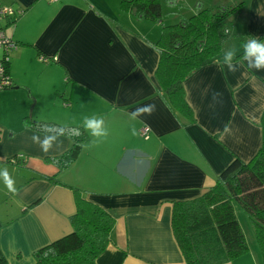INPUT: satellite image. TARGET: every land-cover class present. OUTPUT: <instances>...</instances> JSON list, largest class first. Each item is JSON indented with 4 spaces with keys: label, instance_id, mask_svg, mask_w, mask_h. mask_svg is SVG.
Returning a JSON list of instances; mask_svg holds the SVG:
<instances>
[{
    "label": "crops",
    "instance_id": "obj_1",
    "mask_svg": "<svg viewBox=\"0 0 264 264\" xmlns=\"http://www.w3.org/2000/svg\"><path fill=\"white\" fill-rule=\"evenodd\" d=\"M120 1L0 0L22 11L14 24L1 23L16 44L8 55L16 89L0 92V249L8 264H34L37 250L72 232L71 188L114 222L95 264H185L171 228L173 203L199 197L233 159L247 162L261 145L251 143L247 160L233 119L239 91L249 83L248 92L264 91V68H249L246 55L237 58L249 38L264 36V0H238L244 5L230 20L234 37L219 58L185 79L190 123L171 111L155 77L159 55L151 43L159 29L121 13ZM28 96L52 103L42 114L34 109V120L84 129L88 141L69 168L46 160L69 150L70 139L19 124L28 116ZM263 102L256 95L243 114L247 127V115L259 117ZM148 108L150 114H136ZM92 118L104 121L106 136L85 127ZM144 126L147 140L139 134ZM46 136L56 137L47 152L40 143ZM240 221L249 223L245 216ZM249 225V252L227 264H262Z\"/></svg>",
    "mask_w": 264,
    "mask_h": 264
},
{
    "label": "trees",
    "instance_id": "obj_2",
    "mask_svg": "<svg viewBox=\"0 0 264 264\" xmlns=\"http://www.w3.org/2000/svg\"><path fill=\"white\" fill-rule=\"evenodd\" d=\"M166 3L174 5L175 1L166 0ZM243 5L242 1H237L211 9L198 3L192 15L181 16L178 23L165 24L161 0L120 1L121 13L161 27L158 39L151 43L159 55L155 77L167 105L179 120L194 121L193 111L185 98V79L221 56L225 43L234 37L230 33V20ZM17 18L7 21L14 24ZM236 37L245 39L248 35ZM250 39L264 41V36ZM244 55L246 51L242 49L237 58ZM8 66L9 62L6 65L9 76ZM22 124L24 128L40 134L70 139L69 150L46 160L60 171L69 168L78 159L88 141L80 126L39 122L30 116L23 117ZM46 127L55 130L46 132ZM77 131L79 135L75 134ZM50 181L58 183L55 178H50ZM71 190L76 207L75 214L70 218L72 232L37 250L34 264H95L107 247L113 219L102 208L85 200L82 191L77 188ZM236 209L243 211L252 225L264 264V110L261 116V145L257 153L247 162L233 159L215 183L199 197L173 203L171 228L185 264H227L249 252ZM0 264H8L1 249Z\"/></svg>",
    "mask_w": 264,
    "mask_h": 264
},
{
    "label": "rangeland",
    "instance_id": "obj_3",
    "mask_svg": "<svg viewBox=\"0 0 264 264\" xmlns=\"http://www.w3.org/2000/svg\"><path fill=\"white\" fill-rule=\"evenodd\" d=\"M174 1H175L174 5H168L166 3V0H161V6H162V12H163L162 20L165 24L178 23L181 19L180 18L181 16L187 17V16L192 15L193 13H195L196 5L198 3H201L203 5L202 7L215 9L219 5L226 4V2H228V0H174ZM230 1H233V0H229V2ZM255 14H257V12H255L254 15ZM5 23L6 21H3L2 25H5ZM146 24H148L147 26H151L152 28H155L156 31L159 29V34H160L161 27L159 24H153V23H146ZM0 56H1V52H0ZM250 88H251V83L247 84V86H245L244 89H242L236 94V99L239 102V107L237 109L238 113H236L233 119L234 123L236 121V130L238 131L237 140L240 138V152L242 153V155H244V157H247V160L251 157V156H247L248 154H246L249 151H251V146H250L251 143L252 144H254V142L255 144L257 143L258 144L257 149L260 145L261 116L264 110V102H263V104L261 105L260 111H259V117L258 116L251 117L247 115V118L249 117L251 121L248 123V127L246 126L247 124L243 122V114H247L248 109L250 107L254 108V102H256V95L259 96L260 99H263L264 97V91L256 90L254 88L256 91L255 93L248 92ZM0 92H5V91H0ZM25 93L28 95V91H25ZM21 99L22 98L18 100L20 104H21ZM23 102H24V108L27 109L26 114L30 117H34L33 116L34 112L32 113L34 109L37 110L40 114H42L49 106H51L50 104H52V103L46 104L44 101L32 100L31 96L25 97ZM23 102H22V105H23ZM20 123H22L21 119L19 120V124ZM149 132H150V129H149ZM148 137H149V134H148ZM237 146H238L237 149L239 150V143L237 144ZM236 215H237V218L239 219L240 224H242V229L245 232L246 237H248L251 227L249 223L240 221L243 219V216L246 217V214L240 209H236ZM251 233H252V230H251ZM252 237H253V233H252ZM253 241H254V237H253Z\"/></svg>",
    "mask_w": 264,
    "mask_h": 264
},
{
    "label": "clouds",
    "instance_id": "obj_4",
    "mask_svg": "<svg viewBox=\"0 0 264 264\" xmlns=\"http://www.w3.org/2000/svg\"><path fill=\"white\" fill-rule=\"evenodd\" d=\"M243 49L246 51V59L249 60V68H256V69H261L264 68V41H258L257 39H250L247 42L243 44ZM232 56L233 53L230 52L225 60L226 62L229 63L231 66V61H232ZM254 58V60H253ZM140 111H146L151 113L152 109H143V110H138L137 115L139 114ZM85 127L88 129L92 130V134L97 137H104L107 135V131L104 128V121L100 119H85ZM55 129L53 127H46L44 131L50 132L54 131ZM76 135H79V132H75ZM33 140L39 141V138L34 136ZM56 140L55 136H46L43 141H40L41 146L45 152L48 151L49 148H51L53 141ZM2 175L5 177V179L8 182V187H12V181L8 179V173L7 171H4Z\"/></svg>",
    "mask_w": 264,
    "mask_h": 264
},
{
    "label": "built area",
    "instance_id": "obj_5",
    "mask_svg": "<svg viewBox=\"0 0 264 264\" xmlns=\"http://www.w3.org/2000/svg\"><path fill=\"white\" fill-rule=\"evenodd\" d=\"M58 1V0H51ZM22 11H16L13 8L0 6V91L12 88V84L9 76L7 75V63L9 62V52L16 49V44L6 35L4 29L1 28V23L7 20H13L20 16ZM43 61L44 59L41 58ZM139 134L142 138L148 139L149 129L143 127L139 130Z\"/></svg>",
    "mask_w": 264,
    "mask_h": 264
},
{
    "label": "water",
    "instance_id": "obj_6",
    "mask_svg": "<svg viewBox=\"0 0 264 264\" xmlns=\"http://www.w3.org/2000/svg\"><path fill=\"white\" fill-rule=\"evenodd\" d=\"M13 89H16V87H14Z\"/></svg>",
    "mask_w": 264,
    "mask_h": 264
}]
</instances>
